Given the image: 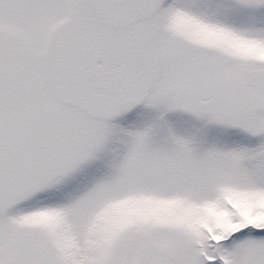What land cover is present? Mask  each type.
Segmentation results:
<instances>
[{
  "label": "snow or ice",
  "instance_id": "1",
  "mask_svg": "<svg viewBox=\"0 0 264 264\" xmlns=\"http://www.w3.org/2000/svg\"><path fill=\"white\" fill-rule=\"evenodd\" d=\"M0 264H264V0H0Z\"/></svg>",
  "mask_w": 264,
  "mask_h": 264
}]
</instances>
